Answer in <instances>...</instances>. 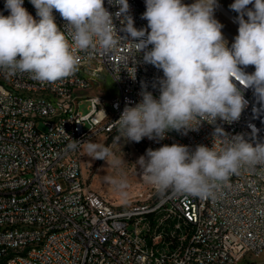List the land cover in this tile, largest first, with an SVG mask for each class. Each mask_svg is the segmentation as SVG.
Segmentation results:
<instances>
[{"label": "built area", "instance_id": "obj_1", "mask_svg": "<svg viewBox=\"0 0 264 264\" xmlns=\"http://www.w3.org/2000/svg\"><path fill=\"white\" fill-rule=\"evenodd\" d=\"M128 4L134 26L146 28L145 0H128ZM104 6L113 14L118 43L109 51L97 47L79 52L81 63L73 75L41 83L28 73L8 76L0 71V264L250 261L264 250V165L241 167L226 181L216 182L207 197L169 189L156 203L122 206L110 202L85 179L82 142L100 133L121 132L115 121L124 108L141 101L143 86L158 98V80L163 76L162 70L143 62V53L131 41L122 38L126 33L121 31L123 17L116 16L119 6L109 0H104ZM23 7L38 19L30 0H24ZM217 10L235 27V34L222 28L230 47L238 35V14L219 6ZM0 14L9 15L5 0H0ZM53 15L63 30L66 22L55 10ZM101 71L117 88L110 102L100 94L78 96ZM243 71L250 74L255 68L247 66ZM134 72L132 79L129 74ZM235 83L247 101L238 121L205 122L186 135L170 131L163 140L145 137L139 143L153 150L165 144L190 150L214 144L220 150L228 137H213L216 127H222L229 138L242 135L254 146L264 143V102L254 89ZM81 98L89 102L85 114L78 111ZM74 142L78 146L73 149L69 146Z\"/></svg>", "mask_w": 264, "mask_h": 264}, {"label": "clouds", "instance_id": "obj_2", "mask_svg": "<svg viewBox=\"0 0 264 264\" xmlns=\"http://www.w3.org/2000/svg\"><path fill=\"white\" fill-rule=\"evenodd\" d=\"M34 18L23 7L24 0H5L9 15L0 14V71L8 76L28 73L41 83H55L79 68V52L97 47L109 51L118 43L113 14L104 0H30ZM118 5L125 38L143 53V62L162 70L159 97L142 87V99L126 106L115 121L127 141L163 140L170 131L187 134L203 123L238 121L247 106L243 89L252 88L264 102V0H234L231 10L238 15V35L229 47L223 25L215 18L218 0H145L142 19L147 27L137 29L128 0H109ZM251 5L252 7H249ZM66 22L62 30L53 11ZM120 36V35H119ZM121 37V36H120ZM131 37V39H129ZM151 46V47H149ZM136 57V56H135ZM134 57V64L136 63ZM254 66L253 73L243 68ZM135 79V72L129 74ZM235 81V82H234ZM228 137L217 150L198 145L195 150L180 144L149 148L136 161L147 183L163 193L207 197L216 182L226 181L243 166L264 165V143H250L242 135L229 138L222 127L214 136ZM93 160L114 168L125 163L107 146L82 142ZM77 142L69 147L76 148ZM121 196H126L124 178L105 177Z\"/></svg>", "mask_w": 264, "mask_h": 264}, {"label": "rangeland", "instance_id": "obj_3", "mask_svg": "<svg viewBox=\"0 0 264 264\" xmlns=\"http://www.w3.org/2000/svg\"><path fill=\"white\" fill-rule=\"evenodd\" d=\"M190 1L194 2V0ZM218 3L227 10L233 11L230 8L231 4L229 1L218 0ZM214 15L223 25V28L235 34V27L229 23L227 18L219 10L216 9ZM85 94H100L105 98L106 102L109 103L117 94V88L109 74L106 71H101L98 76L93 79V84L89 89L77 92L78 96ZM88 105V100L86 98H81L78 105L79 113L85 114L88 111ZM41 129H43V126H41ZM90 142L100 143L109 147L116 157L124 158L125 160V163L119 168H114L107 165L103 160H93L86 154L84 149L83 175L90 186L110 202L121 206L135 202L156 203L169 191L168 189L161 193L157 191L154 186L145 181L143 170L136 164L138 158L145 155L146 150H148L142 144L127 141L122 137L121 132H114L108 135L100 133ZM106 176L126 179L129 185L125 190L127 195L121 196L113 185L106 182ZM248 257H250L249 254L247 255V258ZM240 264H264V250L250 261H243Z\"/></svg>", "mask_w": 264, "mask_h": 264}, {"label": "bare ground", "instance_id": "obj_4", "mask_svg": "<svg viewBox=\"0 0 264 264\" xmlns=\"http://www.w3.org/2000/svg\"><path fill=\"white\" fill-rule=\"evenodd\" d=\"M218 6H219V7H222L219 3H218Z\"/></svg>", "mask_w": 264, "mask_h": 264}]
</instances>
